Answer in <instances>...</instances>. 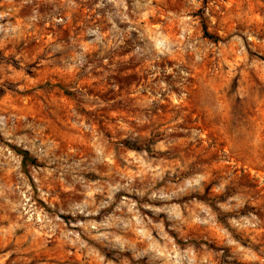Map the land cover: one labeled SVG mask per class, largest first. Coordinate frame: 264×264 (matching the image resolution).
Here are the masks:
<instances>
[{
    "label": "rangeland",
    "instance_id": "374dc122",
    "mask_svg": "<svg viewBox=\"0 0 264 264\" xmlns=\"http://www.w3.org/2000/svg\"><path fill=\"white\" fill-rule=\"evenodd\" d=\"M0 264H264V0H0Z\"/></svg>",
    "mask_w": 264,
    "mask_h": 264
},
{
    "label": "trees",
    "instance_id": "16d2710c",
    "mask_svg": "<svg viewBox=\"0 0 264 264\" xmlns=\"http://www.w3.org/2000/svg\"><path fill=\"white\" fill-rule=\"evenodd\" d=\"M202 27H203V32H204V36L213 40V41H219L220 40V37L217 36V35H214L210 32L207 31L206 29V26L205 24L203 23L202 24ZM126 146H128L129 148H133L134 146L129 142V141H125L124 142ZM137 149V148H136ZM15 151L17 154H19L21 156V159H22V162H23V165H27V164H30V165H39L36 158L33 157L28 150H25V149H21V148H15Z\"/></svg>",
    "mask_w": 264,
    "mask_h": 264
}]
</instances>
